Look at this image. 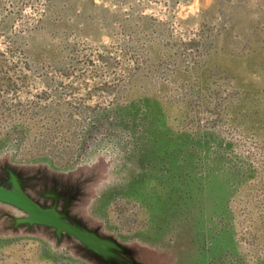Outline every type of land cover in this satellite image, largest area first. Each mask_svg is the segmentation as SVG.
I'll use <instances>...</instances> for the list:
<instances>
[{"label": "rangeland", "instance_id": "rangeland-1", "mask_svg": "<svg viewBox=\"0 0 264 264\" xmlns=\"http://www.w3.org/2000/svg\"><path fill=\"white\" fill-rule=\"evenodd\" d=\"M5 168L76 183L140 264H264V0H0ZM5 211L0 264H96Z\"/></svg>", "mask_w": 264, "mask_h": 264}, {"label": "water", "instance_id": "water-1", "mask_svg": "<svg viewBox=\"0 0 264 264\" xmlns=\"http://www.w3.org/2000/svg\"><path fill=\"white\" fill-rule=\"evenodd\" d=\"M11 186V187H10ZM53 199L52 206H44L26 191L21 177L9 170V179L0 184V202L19 209L23 215L15 218L14 228L45 226L54 230L58 240L64 235L77 239L84 250L92 254L98 264H139L131 251L111 236H102L98 230L91 229L81 219L70 215L73 197H65L64 206L59 209L60 193H47ZM129 257V258H128Z\"/></svg>", "mask_w": 264, "mask_h": 264}, {"label": "trees", "instance_id": "trees-1", "mask_svg": "<svg viewBox=\"0 0 264 264\" xmlns=\"http://www.w3.org/2000/svg\"><path fill=\"white\" fill-rule=\"evenodd\" d=\"M206 155V154H205ZM9 170L15 172L21 177V180L23 182L25 191L35 200L39 201L41 204L44 206H52L53 205V199L49 198L46 196L47 193H60L62 195V198L59 202V209H62L64 206V199L65 197H73V200L71 201L70 205V215L73 216L74 218L81 219L85 225H87L91 229L98 230L99 234L102 236H111L115 238L119 243L124 245L126 248H128L131 253L134 256V245L130 243H122L118 237L115 235L105 231V227L103 222H100L99 220H96L93 216L90 214L89 210V202L87 201V204L83 202V198L85 197V192L82 191V189L75 183L70 184L71 180H68L67 182H63L62 179L59 180H50L47 181L46 179H43L42 176H37V175H31L27 171H18L16 169H7L5 168V174L7 175V179H9ZM0 181V184H3L4 182L7 181ZM78 186V189L75 190V187ZM11 187V186H10ZM1 206L7 207L8 211H5L2 214V217L5 219V230H8L12 233H18L20 230H25L28 231L29 233H32V231L39 230L44 234V238L47 237L49 240L53 241L55 246L57 247H62L66 243H74L78 244L82 248L84 246L75 238L73 237H68L64 235L62 240H58V238L54 234V230L51 228H47L45 226H34L33 228L29 229L28 226H22L19 228H14L15 224V218L20 217L24 213H22L19 209L10 206L8 204H4L0 202ZM129 258V257H128ZM134 260L140 264L139 261H137L134 257ZM95 262V261H93ZM96 264H98L96 262ZM117 264H124L121 262H117Z\"/></svg>", "mask_w": 264, "mask_h": 264}]
</instances>
